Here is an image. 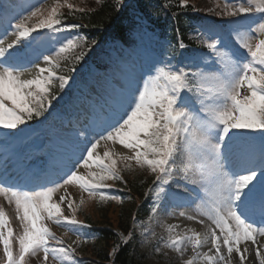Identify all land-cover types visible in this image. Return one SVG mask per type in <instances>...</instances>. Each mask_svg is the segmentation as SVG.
Returning a JSON list of instances; mask_svg holds the SVG:
<instances>
[{"label": "snow or ice", "instance_id": "snow-or-ice-1", "mask_svg": "<svg viewBox=\"0 0 264 264\" xmlns=\"http://www.w3.org/2000/svg\"><path fill=\"white\" fill-rule=\"evenodd\" d=\"M117 3L121 10L128 6L125 0H117ZM186 5L187 0H181V6ZM63 6L73 7L61 5L58 0L46 17L45 9L37 6L29 16L15 24V40L6 47L0 40V130L18 129L28 121L44 116L52 101L58 99L49 87L53 85L57 65L50 51L45 54L47 49L43 43H36L40 36H32V33L38 29L59 33L80 28L78 24L61 23L58 10ZM153 14L152 6L146 0L134 14L129 35L144 30ZM215 14L236 18L231 20L230 39L211 28L197 30V43L207 52L180 51L183 65L179 67L172 63L175 53L154 58L141 72L140 81L135 80L127 86L115 101L116 110L122 109L124 117L103 120L94 129L98 138L79 141L82 145L79 158L61 179L45 181L38 190L0 183V195L8 204L15 203L24 229L18 237V253L14 254L10 243L12 229L4 207L0 205V242L6 264H25L26 255H36L40 251L44 253L45 261L51 255L53 260L77 264L72 259L75 249L56 240L44 222L65 227V234L74 232L77 241L73 243L82 239L79 228L89 225L76 219L79 205L74 206L66 192L59 195L57 201L53 196L67 185L78 184L89 197L99 195L101 200H121V197L103 191L112 187L107 181L125 183L120 174L122 169L117 166L118 159L135 161L139 167H147L154 174V206L157 209L173 206L181 209L179 217L193 220L191 210L196 201L191 198V193L202 190L203 194H197L201 203L197 204L196 210L210 221L207 230L200 233L192 229L193 235L188 237L179 233L173 236V226L168 225V240L161 238L160 241L163 247H170L182 257L191 245L192 255L184 260V264H197V261L202 264H244L252 251L251 245H257L256 258L259 264H264V252L261 251L264 241L256 239L257 236L264 237V227H255L249 219L255 216L264 219V179H261L264 176V0H246V3L231 5L225 2L221 11ZM38 15L43 18L29 27L27 21ZM28 37L31 39H26ZM87 45V37L67 38L59 41L58 50L54 49L55 57L58 60L69 49H81L74 53V63L69 69L75 71V64L83 59V49ZM178 47L184 50L188 46L181 40ZM209 54L214 59H207ZM41 59L44 66L39 64ZM209 63L213 66L208 67ZM28 65L35 67L33 78L22 79ZM55 79L59 81L58 89L63 91L70 77L60 75ZM5 101H10L12 107H7ZM24 131L19 129L20 133ZM254 132L259 133L261 140L259 159L250 143L255 139L250 133ZM238 140L245 142L239 172L229 167L233 145ZM109 141L129 149L132 155L121 157L119 153L105 150L101 156L98 147ZM80 169L90 171L85 175ZM31 179L26 177V183ZM83 202L81 198L80 203ZM61 204L66 205L68 215ZM130 239L131 234L122 238L124 244ZM49 240H56L61 246L50 247ZM249 241L251 245H248ZM241 244L245 245L243 249ZM204 246H208L207 252L201 250ZM119 250L118 242L113 255ZM213 250L215 254L210 255ZM234 252L239 254L238 259L233 257Z\"/></svg>", "mask_w": 264, "mask_h": 264}, {"label": "trees", "instance_id": "trees-1", "mask_svg": "<svg viewBox=\"0 0 264 264\" xmlns=\"http://www.w3.org/2000/svg\"><path fill=\"white\" fill-rule=\"evenodd\" d=\"M146 0H125L128 5L121 10L117 0H71L68 7L62 11L65 18L75 21H82L80 31L84 37L87 35L88 45L83 51V59L75 64V71H69L73 66V55L81 49H69L61 54L58 59L61 68L59 69L65 76L75 73L81 66L89 64L90 57L93 55L99 58L100 65L111 61V57L95 48L99 40L106 39L108 42L126 44L135 43V36L129 35L131 22L134 14L140 10ZM152 6V23L154 29L161 37H169L171 45L178 47L179 41L187 45L190 43L188 38L192 22L215 11L217 3L214 0H187L186 6H181V0H147ZM82 9V11H78ZM86 27V28H84ZM84 28V29H83ZM178 30V31H177ZM93 41L95 43H93ZM101 52V53H100ZM92 53V55H91ZM59 81H53L50 87L55 94L62 91L58 89ZM54 101V100H53ZM147 169L141 172L127 171V192L131 200L121 206L109 204L102 211L96 209L94 205L87 209L85 219L90 224H95L98 229L96 235L97 243L88 248L91 259L84 264H149L146 254L137 247L135 238L132 236V222L137 215L144 213V208L139 206L145 195L148 184L151 182L147 177ZM147 178V179H146ZM106 209V210H105ZM131 234V239L127 244L123 243L122 238ZM120 243V250L113 255V249Z\"/></svg>", "mask_w": 264, "mask_h": 264}, {"label": "rangeland", "instance_id": "rangeland-1", "mask_svg": "<svg viewBox=\"0 0 264 264\" xmlns=\"http://www.w3.org/2000/svg\"><path fill=\"white\" fill-rule=\"evenodd\" d=\"M63 1H68V0H63ZM41 3H42L41 1H38L37 3L34 4V6L27 7L25 17L29 16L31 11L35 10V8L37 6H41ZM21 78L22 79H29V77H27V76L25 77V75H22ZM135 80H137L139 82L140 78L138 76L132 78L131 80H129L127 82V86H129ZM127 86H126V88H127ZM50 126L53 129L52 133L54 136L55 134L58 133L57 128L52 126V125H50ZM59 135H61V134H59ZM73 136L74 135H72V136L67 135L68 139L72 138ZM64 137H66V136H62V138H64ZM235 142L240 143L242 146L245 143L244 141H239V140L235 141ZM102 149H104V151L109 150L110 152L114 151L116 153H119L121 157L132 155V152L129 149L124 148L119 143L114 144L111 141H109L107 143V145H104L102 143ZM256 155L258 156L259 152H256ZM126 162H128V161H126ZM84 172L87 174V170ZM65 191H66L67 195H69V198H71L74 201V206L79 205L81 198H84V196H85L81 192H79L73 186V184H71V185H67L64 189L61 190V192L55 194L53 196V198L59 197V195H61ZM0 199H1V203H3L6 206V209H7L6 211L8 213L10 220L12 221L14 231L18 232L17 235H16V233L14 235L15 251H16V253H18V250H19V245H18V237L19 236H18V234L20 232H23V230H24L23 229V223L17 216L15 203L13 202L12 204H8L6 202L5 197L2 195H0ZM61 206H62V209L65 211V215H68L69 213L67 211L66 205L61 204ZM21 215H22V212H21ZM194 217H195L194 220L197 221L198 223H200L199 221L203 220L204 222L201 224L207 225L206 216L201 215L200 212L197 213L196 215H194ZM178 218H182V217H179L178 212L170 211L168 208H164V209L160 210V212H156L155 216L152 215L151 220H149V222L147 223V226H143L144 230L140 231L139 234H140L141 239H142L141 242H142L143 246L146 248L147 253L149 254V257L151 258V264H157L156 261H160L162 264H184L183 262H180L181 260L178 259L179 257L178 258L172 257L173 254H175V253L171 254L172 249H164L163 251H162V249H160L159 251H157V245H156V244H158V245L160 244L161 238H163V237L167 238L166 229H167L168 223L171 224V221L174 222ZM176 224H177L176 232H180L181 236L182 235L189 236V233L192 232V231L188 232L187 228L182 227L180 224H178V222H176ZM140 228H141V226H140ZM188 228H189V230H192L191 227H188ZM152 233H155V236H152ZM85 245L86 244L84 242L81 245H77V248H80V246H81V249H78V250H80V252L84 251L83 248L85 247ZM207 251H208V249L204 252H207ZM162 253L164 255L167 254V258H165V257L162 258V255H161ZM2 255L3 254H1V252H0V258L2 257ZM28 259L33 264H50L44 260V255L42 254L41 251L38 252L36 255L30 254ZM0 263L2 264L1 260H0ZM197 264H202V262L197 261ZM244 264H246V262H244ZM249 264H258V262L256 260V262H251Z\"/></svg>", "mask_w": 264, "mask_h": 264}, {"label": "bare ground", "instance_id": "bare-ground-1", "mask_svg": "<svg viewBox=\"0 0 264 264\" xmlns=\"http://www.w3.org/2000/svg\"><path fill=\"white\" fill-rule=\"evenodd\" d=\"M11 42H12V41H11L10 38H8V39H6L5 41H3L5 47L7 46L8 43H11ZM40 66H43V64H41ZM33 73H34V71H30V72L28 73V75L33 74ZM183 223H184L185 225L191 224V226H192L193 228H195V231H199L200 233H203V232H205V231L207 230V229L204 228V227L197 226V224H196V223H193V222L190 223L189 221H187V223H186V221H185V222H183ZM262 241H264V239H262ZM205 248H208V246H205ZM255 250H256V249H255ZM255 250L251 251V253L247 255V258L245 259L246 264H249V263H251V262H256V259H257V258H256ZM261 251L263 252L264 250L261 249Z\"/></svg>", "mask_w": 264, "mask_h": 264}]
</instances>
